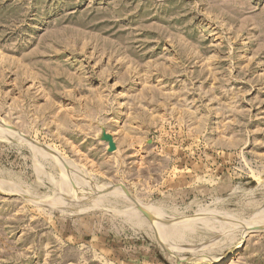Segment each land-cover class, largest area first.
I'll use <instances>...</instances> for the list:
<instances>
[{"label": "rangeland", "instance_id": "1", "mask_svg": "<svg viewBox=\"0 0 264 264\" xmlns=\"http://www.w3.org/2000/svg\"><path fill=\"white\" fill-rule=\"evenodd\" d=\"M232 250L264 264V0H0V264Z\"/></svg>", "mask_w": 264, "mask_h": 264}, {"label": "bare ground", "instance_id": "2", "mask_svg": "<svg viewBox=\"0 0 264 264\" xmlns=\"http://www.w3.org/2000/svg\"><path fill=\"white\" fill-rule=\"evenodd\" d=\"M108 188V187H107ZM105 189V188H104ZM115 189V188H114ZM110 192V191H109ZM118 192H120V191H118ZM88 193V192H87ZM96 193V192H95ZM90 194V193H89ZM120 194V193H119ZM107 195V194H106ZM109 195V194H108ZM120 196V195H119ZM90 197V196H89ZM125 197V196H124ZM123 198V197H122ZM125 198H127V197H125ZM97 200V199H96ZM126 200V199H125ZM52 201V200H51ZM102 201V200H101ZM93 202V201H92ZM126 202V201H125ZM91 203V202H90ZM129 204V203H128ZM51 205V204H50ZM131 205V204H130ZM134 204H132V206H133ZM140 205V204H139ZM132 208V207H131ZM134 208H135V206H134ZM129 209H130V207H129ZM136 209V208H135ZM135 209H133L135 212H136V210ZM144 209H145V207H144ZM148 210H151V208L150 209H147V211ZM154 210V209H153ZM152 210V211H153ZM156 210H154L152 213H153V215H154V212H155ZM131 212V211H130ZM149 212V211H148ZM150 213H151V211H150ZM133 214V213H132ZM137 214V213H136ZM156 214H157V212H156ZM155 214V216H157V215H159V214H157L156 215ZM138 215V214H137ZM126 216V215H125ZM124 216V217H125ZM129 216V215H128ZM132 216V215H131ZM160 216V215H159ZM139 217V216H138ZM137 217V218H138ZM135 218V217H134ZM157 219V218H156ZM155 219V220H156ZM154 220V221H155ZM159 220V219H158ZM158 220H156L155 222H157ZM138 221V220H137ZM146 221V220H145ZM152 221V220H151ZM154 222V223H155ZM140 223V222H139ZM139 225V224H138ZM145 225V224H144ZM155 224H152V226H154ZM158 226V228H160L159 227V225H157ZM160 226H161V224H160ZM177 226V225H176ZM246 226V225H245ZM251 226V225H250ZM187 227V226H186ZM152 228H156V226H154V227H152ZM158 228H156L157 230H158ZM189 228V227H188ZM155 229V230H156ZM176 229V228H175ZM165 230V229H164ZM169 230V229H168ZM177 232V231H176ZM158 233V232H157ZM167 233V232H166ZM174 233V232H173ZM159 235H161V234H159ZM170 236H171V234H170ZM160 238H162L161 236H159ZM169 241V240H168ZM171 242V241H170ZM176 243V242H175ZM169 245V244H168ZM175 245V244H174ZM235 251V250H234ZM234 251L232 250V251H230V252H228L227 254H224V255H222V256H220V257H218V258H216L215 260H213V263L212 264H223L232 254H234Z\"/></svg>", "mask_w": 264, "mask_h": 264}]
</instances>
